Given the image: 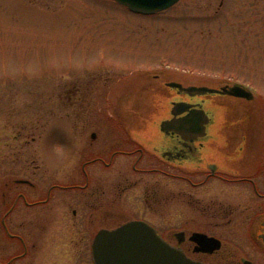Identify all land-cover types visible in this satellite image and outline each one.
Instances as JSON below:
<instances>
[{
    "label": "flooded vegetation",
    "instance_id": "obj_1",
    "mask_svg": "<svg viewBox=\"0 0 264 264\" xmlns=\"http://www.w3.org/2000/svg\"><path fill=\"white\" fill-rule=\"evenodd\" d=\"M111 73L79 80L74 69L68 71L69 185L54 181V165L46 168L47 186L38 165L0 182V264H98L99 232L123 224L110 225L108 218L127 214L132 217L127 221L150 224L140 214L154 216L161 207L166 226L174 228L175 215L180 229L168 234L154 229L186 258L203 264H264V99L255 92L248 101L217 94L190 97L170 89L160 99L171 108L189 102L208 113L204 136L184 139L118 123L108 128L112 120L98 104L108 101L106 95L117 85L113 81L123 76ZM135 75L139 72L128 74L126 82ZM171 108L167 119L173 118ZM58 191L68 192L66 211L72 220L63 228L53 224L61 204ZM194 233L217 239L220 248L203 251L191 240ZM107 247L101 243V264H107Z\"/></svg>",
    "mask_w": 264,
    "mask_h": 264
},
{
    "label": "rangeland",
    "instance_id": "obj_2",
    "mask_svg": "<svg viewBox=\"0 0 264 264\" xmlns=\"http://www.w3.org/2000/svg\"><path fill=\"white\" fill-rule=\"evenodd\" d=\"M70 68L79 80L105 71L123 75L113 81L108 101L98 104L112 120L108 128H158L169 103L152 104L150 92L168 95L162 84L173 80H228L264 99V0H181L152 15L112 0H0V182L38 165L47 186L46 168L54 165V181L69 185L64 93ZM132 71L139 75L126 82ZM155 74L162 79L154 81ZM57 193L61 204L53 224L63 228L72 223L68 192ZM163 212L144 211L139 218L163 234L177 232L179 218L173 215L169 228ZM131 218L108 219L115 226Z\"/></svg>",
    "mask_w": 264,
    "mask_h": 264
},
{
    "label": "water",
    "instance_id": "obj_3",
    "mask_svg": "<svg viewBox=\"0 0 264 264\" xmlns=\"http://www.w3.org/2000/svg\"><path fill=\"white\" fill-rule=\"evenodd\" d=\"M117 3L126 6L130 11L138 14L151 15L158 12L165 11L181 0H114ZM162 79V78H160ZM159 79V80H160ZM154 80V78H153ZM159 80H154L158 82ZM221 82L218 84H224ZM161 85V84H160ZM159 85L160 89L161 86ZM187 85H190L186 87ZM212 85L217 84H186L184 85L179 80L164 82L162 86L167 89L169 94L170 89H177L179 93L184 92L190 97H200L207 95H223L241 98L248 101L254 99V92L244 85L231 83L230 86H223L221 88H214ZM150 95L153 97L151 103H160L165 101L163 97L165 94L161 90L151 89ZM160 95V96H159ZM168 102V101H167ZM169 103V102H168ZM197 105L189 102H177L174 105L166 107L167 117L160 120L158 128L153 129L156 134L165 135L177 134L182 138H187L190 134L194 138L205 135V129L209 123L210 117L204 108H197ZM173 118L167 119L170 114ZM138 116L140 114L136 113ZM185 114L184 116H182ZM141 117V116H140ZM148 121V119H146ZM128 128H137L129 126ZM142 129V128H137ZM191 240L197 242L202 246L205 252H213L221 246L220 241L215 238L208 237L205 234L194 233ZM106 242L108 245L107 264H203L195 262L186 258L181 252L171 248L157 233V231L148 223L144 221H128L121 224L113 230H101L95 241V255L97 263H100V249L101 243Z\"/></svg>",
    "mask_w": 264,
    "mask_h": 264
}]
</instances>
